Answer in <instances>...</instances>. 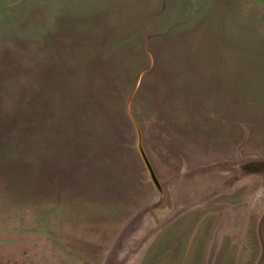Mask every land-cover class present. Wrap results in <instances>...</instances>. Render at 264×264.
<instances>
[{
  "label": "rangeland",
  "instance_id": "374dc122",
  "mask_svg": "<svg viewBox=\"0 0 264 264\" xmlns=\"http://www.w3.org/2000/svg\"><path fill=\"white\" fill-rule=\"evenodd\" d=\"M263 165L264 0H0V264H264Z\"/></svg>",
  "mask_w": 264,
  "mask_h": 264
},
{
  "label": "water",
  "instance_id": "95a60500",
  "mask_svg": "<svg viewBox=\"0 0 264 264\" xmlns=\"http://www.w3.org/2000/svg\"><path fill=\"white\" fill-rule=\"evenodd\" d=\"M263 167H264V165H263ZM152 176H153V174H152Z\"/></svg>",
  "mask_w": 264,
  "mask_h": 264
}]
</instances>
